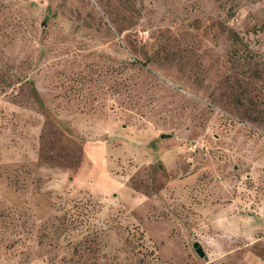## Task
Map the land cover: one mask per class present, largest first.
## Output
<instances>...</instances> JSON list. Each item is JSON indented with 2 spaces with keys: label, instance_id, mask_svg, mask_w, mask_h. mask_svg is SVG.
<instances>
[{
  "label": "rangeland",
  "instance_id": "obj_1",
  "mask_svg": "<svg viewBox=\"0 0 264 264\" xmlns=\"http://www.w3.org/2000/svg\"><path fill=\"white\" fill-rule=\"evenodd\" d=\"M0 264H264V0H0Z\"/></svg>",
  "mask_w": 264,
  "mask_h": 264
},
{
  "label": "water",
  "instance_id": "obj_2",
  "mask_svg": "<svg viewBox=\"0 0 264 264\" xmlns=\"http://www.w3.org/2000/svg\"><path fill=\"white\" fill-rule=\"evenodd\" d=\"M169 137L170 136L165 135V134L160 136L161 139H167ZM193 248L195 249V251L198 254V256L205 257V254H204L202 248L198 245V243H194Z\"/></svg>",
  "mask_w": 264,
  "mask_h": 264
}]
</instances>
